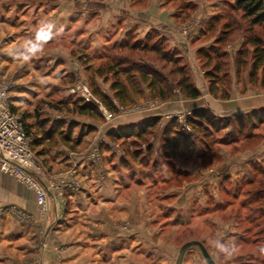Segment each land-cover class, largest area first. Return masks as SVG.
Masks as SVG:
<instances>
[{
    "label": "rangeland",
    "instance_id": "1",
    "mask_svg": "<svg viewBox=\"0 0 264 264\" xmlns=\"http://www.w3.org/2000/svg\"><path fill=\"white\" fill-rule=\"evenodd\" d=\"M150 1L154 0H0V14L13 19V36L22 43L19 45L37 42L36 36L41 29L50 35L47 41L37 42L41 49L30 59H23L25 49L20 46L14 63L11 62L9 68L0 69V84L8 89L11 112L25 127L30 139L41 142V146L36 147L32 141V151L54 187L51 189L56 194L61 192V213L71 209L63 198L58 180L59 174L68 170L58 168L63 164L62 159L69 152L83 153L93 165H97L98 175H104L100 166L105 160L115 157L117 177L125 175L128 181L126 190L132 199L128 201L129 209L136 212L130 217V223L123 225V230L128 232V239H134L133 225L136 219L143 218L147 228L155 231L154 246L143 249L145 264H175L180 247L189 241L201 242L216 264H264V152L248 165L237 162L232 166L237 160L234 158L264 143V108L259 110L263 111L260 115L256 113L254 126L247 116L220 118L206 109L189 110L178 114H185L189 132L183 130L177 116H174L164 120L159 118L157 127L141 140H116L109 137L110 132L139 125L145 120L121 126L123 119H129L133 114L150 115L157 112L163 102L154 98L153 93L140 85L134 76L129 106L120 107L114 102L116 113L99 106L100 117L77 113L78 102L92 101L83 97L86 91L96 103L92 95L94 89L112 98L110 89L116 78L109 67L125 59L133 64L151 65L166 77L170 66L163 70V64L157 62L153 55L129 53L114 47L127 33H134L133 37L139 40H144L151 32L157 33L165 40L166 50L175 49L183 57L193 84L194 74L197 77L200 72L208 94L214 99L228 96L236 81L246 80L252 90H264L261 85L264 74L258 70L251 77L250 55L253 49L244 45L249 36L247 23L240 19L239 13L230 9L232 0H173L172 3L155 0L173 12L174 24L180 26V33L184 36L188 34V25L195 15L206 19L198 34L201 38L198 41L203 45L196 51V65L157 31H151L142 38L134 31L120 35L130 11L146 10ZM60 4L63 6L61 10L58 9ZM62 15H65L63 23L58 18ZM217 16L216 24H212L210 20ZM220 16L236 19L239 27L219 49L220 54L223 49L226 58L200 59L197 52L214 46V41L220 37L225 23ZM108 21L112 24L107 29L104 26ZM174 30L178 32L177 28ZM252 35L260 37L264 43L263 28H253ZM183 43L187 45L184 40ZM238 43L240 45L236 46ZM237 63H242V67L237 69ZM216 65L218 71H215ZM206 72L214 81L213 94L209 92L210 80ZM118 79L125 81L121 77ZM244 91L245 87L241 93ZM173 97L186 99L176 90ZM197 112L204 113L205 118H195L192 126L188 119L196 117ZM55 123L61 124L57 129L62 136L67 135V127H72V147L62 142L60 135L50 142L42 140L45 131ZM223 123L228 127L220 130ZM168 128L169 133L164 135ZM186 140L188 145L184 143ZM142 192L144 200L137 197H143ZM141 210H144V217L140 215ZM39 212L44 213L40 207ZM21 220L25 221V217L20 216L18 222L23 223ZM27 231L16 232L15 238L29 239L33 241L32 246L25 244L17 251L31 252L32 256L20 258L18 254L10 264H44L42 251L48 253V264H57L56 255L63 250L61 242L75 238L74 233L62 228L59 222L47 230L37 225ZM111 234L114 238V233ZM143 234L147 239L152 238V231L146 229ZM84 237L91 236L86 232L82 234ZM128 251L133 256L137 252L132 247H128ZM87 253L88 264H107L110 260L103 247L89 249ZM181 264L206 263L200 251L192 247L184 254Z\"/></svg>",
    "mask_w": 264,
    "mask_h": 264
},
{
    "label": "crops",
    "instance_id": "2",
    "mask_svg": "<svg viewBox=\"0 0 264 264\" xmlns=\"http://www.w3.org/2000/svg\"><path fill=\"white\" fill-rule=\"evenodd\" d=\"M149 4L146 10L128 12L130 17L127 20L125 18L126 23L124 22L122 26L124 31L120 35L126 31H134L139 35V38H142L151 31H157L166 37L173 47L180 48L181 53L186 54V59L190 57L189 61L195 64L196 51L203 45V42L198 41L201 39L198 34L206 19L195 15L196 18L191 19L188 25V34L184 36L180 33V26L174 24L173 12L165 9L163 4L160 5L161 3L155 0L150 1ZM62 7L61 4L58 5L59 10ZM62 16L58 18L63 23L65 15ZM12 20L9 15L0 14V69L9 68L12 65L10 63L15 61V57L18 56L17 52L20 50V46L24 49L28 46V44L19 45L22 43H18L14 38L15 29L11 27ZM111 24L108 21L104 28L107 27L108 29ZM175 28L178 29V32L174 30ZM183 40L187 42L186 46ZM239 45L240 43L236 46ZM201 76L200 72H198L197 77L195 74L193 76L194 84L200 92L199 98L182 100L180 97H173L160 103L157 112L147 116L133 114L128 117L129 119H123L121 121L123 123L120 125L135 124L149 117L162 118V120L171 119L186 111L199 109H206L220 118L233 116L245 118L252 112L264 108V90H252L248 81L234 82L231 91L227 94L228 96L214 99L208 94ZM243 87L246 91L242 94ZM113 152L114 150H111V153ZM263 152L264 143L253 150L244 152L242 156L234 158L237 160L233 162L232 166H235L237 162L239 165H248ZM114 158L105 160L104 165L100 166L104 175H98L97 165H93L83 153L69 152L62 159L63 164L58 165V168L63 167L68 170L62 171L63 174H59L58 180L61 184L60 189H63L64 200L71 205L70 211L65 210L62 213L61 200L53 190H49L47 193L46 211L40 213L35 193L14 177L0 173V264H10V260H15L18 254L20 258L23 255L25 258L32 256L31 252L27 251L26 253H18V248L24 247L25 244L32 246L33 241L15 238V235L18 234L16 232H28V228L31 229L37 225L45 227L47 230L50 225L58 222L62 228L73 232L75 238L61 242L63 250L56 255L57 264H88L87 250L96 247H103L106 253L110 255V260L105 261L107 264H145L143 249L154 246L155 231L150 227L147 228L143 218H138L136 224L133 225L134 229L132 228L136 237L131 240L128 239V232L123 230V225L130 223V217L136 212L133 211V213L129 209L128 201L132 199L126 190L128 189V181L125 175L121 174V177H117V161ZM241 160L242 162H240ZM141 194L143 197L141 195L137 197L144 200V192ZM130 212L132 213L130 214ZM140 215L144 217V210H141ZM20 216L25 217V221L21 220L24 224L18 222ZM146 229L152 231V238L147 239L145 237L143 233ZM86 232L91 237L82 238V234ZM111 233H114V238ZM26 235L27 233L24 234V236ZM46 243L49 245L48 240ZM128 247L136 248L137 252H134V256L129 254ZM41 253L42 263L48 264V253L43 251ZM162 263H166V261Z\"/></svg>",
    "mask_w": 264,
    "mask_h": 264
},
{
    "label": "trees",
    "instance_id": "3",
    "mask_svg": "<svg viewBox=\"0 0 264 264\" xmlns=\"http://www.w3.org/2000/svg\"><path fill=\"white\" fill-rule=\"evenodd\" d=\"M233 5H231V10L233 13H239L241 16L240 19L247 23V38L246 42L244 40V45H249L252 47V52L250 55L251 60V77L260 70L262 74H264V43L260 37L256 35H252V30L255 27L264 29V0H232ZM168 3H172L173 0H168ZM189 4L187 5V8ZM219 16L214 17L210 21L216 24ZM224 20L225 23L222 28V32L220 33V37H218L214 41V46L208 49H201L197 52L198 58L207 59L209 61L212 57H219L221 59L226 58V54L221 50V54L219 53V49H221L222 45L226 44V40L231 34L238 29L237 20L232 17L220 16V20ZM238 27V28H237ZM133 36L134 33H127L124 36V39L117 45L114 44V47L118 48L120 51L123 49L129 53L138 52L142 55L151 54L156 58L157 62L163 64L162 69L166 70L168 66H170V70L168 71L166 77L162 76L161 71L156 70L149 65L146 64H133L129 63L128 59L121 61L120 63H116L114 66L109 67L110 72H112L113 76L116 78L111 84V93L112 98L104 95L97 89L92 90L93 97L97 100L98 103L92 100L91 102L81 101L78 102L79 105L76 107L77 113L80 115L86 116H95L100 117L99 106L104 107L110 113H116L117 107L116 104L120 107H127L132 103L130 92H133V84L131 86V80H133L134 76H137L138 82L140 85L146 86V88L153 93L154 98L159 99L160 101H167L173 97V91L176 90L179 95L183 96L186 99H197L200 97V92L194 86L190 79L189 69L187 65L183 62V57L177 52V50H166L165 40L160 38V36L151 32L150 34L145 36L144 40L135 39ZM155 36V37H154ZM155 38V39H154ZM220 46V47H219ZM226 47V46H225ZM240 55V57L244 56ZM207 61V62H208ZM154 64V63H152ZM225 64V63H224ZM242 63H237V69L241 68ZM225 66V65H224ZM218 65L215 66V71L219 69ZM206 77L210 80L209 92L213 94V80L211 79V75L209 72H206ZM124 78L125 81H120L118 78ZM132 78V79H131ZM169 78V79H168ZM169 82H168V80ZM264 82V79H262ZM262 82V86L264 83ZM116 102V104L114 103ZM256 113L260 115L263 111L259 112V110L252 112L248 115V119H251L254 124V118H256ZM193 119H188V123L190 125H194V119H202L205 118L204 113L197 112L195 113ZM242 118V117H240ZM159 118H148L142 121L139 125L127 126L124 128L116 129L115 131L110 132L109 137L125 141L127 139H135L141 140L146 135H149L158 125ZM259 122V121H258ZM172 124V123H171ZM257 124V123H256ZM61 124L55 123V125H51L49 129L45 131L43 134L42 140L45 142H50L57 135H60L61 141L66 145L73 146L71 140L72 127H67V135L62 136L61 132L57 129ZM23 126V125H22ZM58 126V127H56ZM173 126V125H172ZM228 127L227 123H223L220 125V130ZM169 128H172L171 126ZM164 132V135H167L170 129ZM23 129L26 135L30 138L27 130L23 126ZM174 129V128H172ZM35 143L36 147L41 146V142L39 140H32ZM33 143H31V147L33 149ZM186 145L189 144L188 140L184 142ZM167 149V148H166ZM169 149V148H168Z\"/></svg>",
    "mask_w": 264,
    "mask_h": 264
},
{
    "label": "built area",
    "instance_id": "4",
    "mask_svg": "<svg viewBox=\"0 0 264 264\" xmlns=\"http://www.w3.org/2000/svg\"><path fill=\"white\" fill-rule=\"evenodd\" d=\"M83 97L93 100L87 91ZM177 119L183 130L189 132L185 114L177 115ZM31 143L32 140L26 135L18 118L11 112L7 87L0 84V173L14 177L31 189L40 210L45 212L47 193L53 186L37 163ZM57 196L61 199V192Z\"/></svg>",
    "mask_w": 264,
    "mask_h": 264
},
{
    "label": "water",
    "instance_id": "5",
    "mask_svg": "<svg viewBox=\"0 0 264 264\" xmlns=\"http://www.w3.org/2000/svg\"><path fill=\"white\" fill-rule=\"evenodd\" d=\"M192 247H196L200 251V254L206 264H216L214 260L211 258V256L208 254L203 244L198 241H189V242L184 243L179 249L175 264H181L184 254L186 253L188 249Z\"/></svg>",
    "mask_w": 264,
    "mask_h": 264
},
{
    "label": "clouds",
    "instance_id": "6",
    "mask_svg": "<svg viewBox=\"0 0 264 264\" xmlns=\"http://www.w3.org/2000/svg\"><path fill=\"white\" fill-rule=\"evenodd\" d=\"M50 28V26H48ZM50 39V35L44 31V29H41L36 36V41H47ZM37 42H28V46L25 49V54L23 55L24 60L30 59L33 55H35L37 52L40 51L41 45Z\"/></svg>",
    "mask_w": 264,
    "mask_h": 264
}]
</instances>
